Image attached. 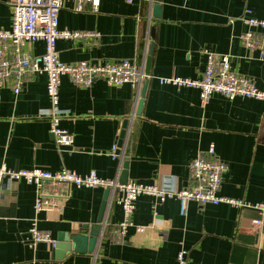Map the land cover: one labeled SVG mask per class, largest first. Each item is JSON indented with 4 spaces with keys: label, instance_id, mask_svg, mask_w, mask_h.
<instances>
[{
    "label": "crops",
    "instance_id": "crops-1",
    "mask_svg": "<svg viewBox=\"0 0 264 264\" xmlns=\"http://www.w3.org/2000/svg\"><path fill=\"white\" fill-rule=\"evenodd\" d=\"M155 4L161 6L158 18L153 17ZM246 9L264 19V0H101L97 9L88 4L82 11L66 1L59 29L100 36L59 39L57 51L65 63L131 60L145 67L155 28L141 115L135 112L129 84L98 79L84 88L62 78L58 112L60 125L74 134L69 148H57L43 115L51 106L46 74L26 76L19 94L8 87L0 90V166L96 172L120 181L128 161L129 182L186 188L191 184L189 164L214 145L216 158L227 166L219 194L246 205L191 201L182 214L176 198L159 202L142 195L132 225L118 240L114 232L124 213L111 195L96 252L57 259L55 244H30L29 229L36 223L56 242L60 233L76 234L82 225L96 224L106 188L61 186L68 198L37 213L35 186L6 180L0 194V264H177L181 250L187 252V264H264V217L252 206L264 203V100L213 94L203 102L196 88L158 80L201 78L212 52L230 56L232 70L264 90V52L248 49L240 40L250 29L243 20ZM11 18L10 0H0V27L10 28ZM44 49L43 41L27 46L31 55ZM125 120L130 136L114 157ZM50 191L45 182L43 192ZM257 219H262L259 226ZM139 227L144 231L138 232Z\"/></svg>",
    "mask_w": 264,
    "mask_h": 264
},
{
    "label": "built area",
    "instance_id": "built-area-1",
    "mask_svg": "<svg viewBox=\"0 0 264 264\" xmlns=\"http://www.w3.org/2000/svg\"><path fill=\"white\" fill-rule=\"evenodd\" d=\"M66 1L75 2L76 10L82 11L88 4L97 9L101 0H10L11 26L8 29L0 27V90L8 87L15 94H19L26 76L46 74L47 93L51 100V106L43 115L50 121V130L58 149L69 148L74 144V134L60 125L61 115L58 112L60 86L64 76H68L75 85L84 88H90L98 79L105 80L109 85L129 84L134 90L135 112L143 84L149 78L144 65H138L131 60L63 62L57 51L59 39L97 40L100 36L96 32H70L59 29V14ZM126 1L132 3L136 0ZM243 20L250 28L240 36L243 46L251 50L261 49L264 52V19L252 16L251 10L246 9ZM38 41L44 42V52L39 55H31L27 46ZM147 53L146 50L145 55ZM158 80L162 85L171 84L178 87L196 88L199 90L203 102H207L213 94H220L230 100L238 97L264 100V90L258 88L252 78L237 75L232 70V58L228 55L217 56L208 52L206 68L201 78L169 76L159 77ZM134 115L135 113L132 118ZM130 132L131 127H128L126 144ZM118 150V145L113 146L112 155L114 157L120 155ZM189 171L191 184L188 187L165 188L158 184H141L132 181L120 184L118 180L102 178L96 172L80 175L66 169L55 172L42 168L15 170L3 165L0 166V194L6 180L9 182L24 180L37 189L35 211L40 213L45 209L57 207L59 201L68 198L67 194L60 192L61 186L110 188L112 198L122 206L124 213L123 221L114 232L118 240L124 239L128 227L132 225L131 216L135 202L142 195L153 196L159 202L176 198L180 202L182 214L186 213L187 205L191 201L201 205H219L221 203L246 205L243 201L226 198L219 194L227 166L216 158L214 145H211L207 151L200 152L191 161ZM45 182L51 184V191L48 193L43 192ZM247 205L250 206V204ZM252 206L263 218L264 203ZM261 223L262 219L255 221L256 226ZM142 231L144 228L139 227L138 232ZM28 233L30 244L33 246L43 242L55 244L51 234L41 230L36 223ZM186 258L187 252L181 250L177 256V264H187Z\"/></svg>",
    "mask_w": 264,
    "mask_h": 264
},
{
    "label": "water",
    "instance_id": "water-1",
    "mask_svg": "<svg viewBox=\"0 0 264 264\" xmlns=\"http://www.w3.org/2000/svg\"><path fill=\"white\" fill-rule=\"evenodd\" d=\"M160 16H161V6L155 4L153 10V17L158 18ZM151 38L152 40L148 48V55L145 66L146 75H150L151 72L150 70H151V63H152V57L154 51V38H155L154 27L151 32ZM148 81L149 79L147 78L142 87L141 97L137 106V112H136L137 115H141L142 113ZM128 127H129V120H125L120 134V140L118 143L119 148L123 146ZM119 152L120 151L118 150V153ZM127 168H128V161H126L123 165V172L121 175V179L119 181L120 184H127L129 182ZM110 197H111V189L106 188L103 202L101 205L100 215L96 224L82 225L81 228L79 229V232L76 234H69V233L59 234L55 242L57 259L64 258L65 256H67L68 253L92 254L96 252L97 245L99 244L100 238L102 237L103 234L102 230L105 222V214L110 203Z\"/></svg>",
    "mask_w": 264,
    "mask_h": 264
}]
</instances>
